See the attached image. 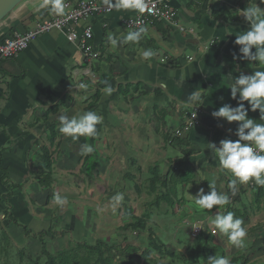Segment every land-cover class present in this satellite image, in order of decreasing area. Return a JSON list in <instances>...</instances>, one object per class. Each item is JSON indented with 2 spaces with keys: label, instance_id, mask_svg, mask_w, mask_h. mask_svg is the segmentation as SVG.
<instances>
[{
  "label": "crops",
  "instance_id": "crops-1",
  "mask_svg": "<svg viewBox=\"0 0 264 264\" xmlns=\"http://www.w3.org/2000/svg\"><path fill=\"white\" fill-rule=\"evenodd\" d=\"M72 1L78 4L81 0ZM94 1L106 5L104 0ZM255 3L264 10L261 0H172L179 23L186 29H193L197 33L195 37L187 31L158 23L159 26L155 24L149 28L148 35L138 43L122 44L117 48L111 47L108 36L110 33L117 37L126 35L128 30L122 25V18L133 16L135 12L113 9L107 14L89 16L78 22L76 29L78 33L86 26L93 29L92 42L99 53L93 66L97 74L93 88L78 89L79 81H89L90 77L81 74L85 66L82 52L64 31L54 29L41 34L17 55L0 58V165L9 179L7 184H3V171L0 170V220L5 219L4 199L9 186H12L13 197L7 199L12 214L34 231L48 229L52 212L47 221L39 216L48 204L49 194L42 191L38 180V174L46 171L45 162L33 143L41 142L42 136L51 139L48 131L51 123L56 125V139H62V144L68 141L69 138L58 131V117L60 114L75 115L77 108L72 107L77 100L86 101L83 104L85 111H94L102 117L99 126L113 122L109 133L117 126H137L141 123L138 122L140 115L145 114L151 119L153 112L157 116L160 112V125L174 126L179 132L177 136L187 140L185 144L188 147L199 150L195 154L218 160L206 147L207 143L215 142L219 146L221 139H237L234 133L238 122L229 123L212 116V112L223 104L237 106V100L230 96L229 75L238 77L241 73L264 70V65L257 61L240 59V46L235 43L236 36L249 28L242 11ZM37 4L38 0H22L2 20L0 42L11 32H27L40 19L51 14L47 9H39ZM145 49H152L156 55L143 60L141 53ZM189 56L192 57L191 62ZM99 80L100 84H97ZM106 84L114 89L110 95L105 94ZM126 84H138L139 87L134 90L131 86L127 92L118 90L119 85ZM97 87L101 96L95 101L92 96ZM82 90L85 93L80 94ZM191 91L202 93L203 104L195 109L183 106ZM93 101L94 106L88 108V103ZM54 105L59 106L57 112L49 113L46 118L47 109ZM245 105L248 107L247 102ZM194 110H197L199 123L186 128L187 118ZM126 114H129L128 118ZM248 116L256 119L257 123H264L259 120V110H249ZM104 134L106 136L107 132ZM161 150L165 154V149ZM61 156L55 154L56 159H61ZM56 164L55 160L53 167ZM54 178L61 182L60 178ZM63 179V185H72L67 177ZM82 185L81 190L84 189ZM239 190H245L244 200H251V188L238 184L237 192ZM32 201L38 206L33 207ZM260 211L254 207L248 211V216L240 219L249 218L247 223L251 224L252 218L258 217ZM64 226L77 234L80 232L79 217L74 213ZM255 230H259L257 237L261 245L262 241L264 243V221L259 222ZM226 239L220 234L218 243L222 244ZM261 249L256 258L262 257V260H255L256 264H264V245Z\"/></svg>",
  "mask_w": 264,
  "mask_h": 264
},
{
  "label": "rangeland",
  "instance_id": "rangeland-1",
  "mask_svg": "<svg viewBox=\"0 0 264 264\" xmlns=\"http://www.w3.org/2000/svg\"><path fill=\"white\" fill-rule=\"evenodd\" d=\"M96 76L97 74L88 78L91 84L89 81H79L77 84L78 89L80 90L79 85L81 83L93 88ZM81 93H85V90L80 91ZM85 102L77 100L72 108H77L76 113L85 111L86 109L83 106ZM127 112H129V107H127ZM128 116L129 114H126L125 117L128 118ZM140 116L142 117H138V122L141 123L134 127L117 126L114 127L115 131L109 133V130L113 129L111 126L113 122H111L104 126L98 125L97 135L93 138L81 137L75 141L69 138L63 144L61 141L58 151L54 154H60V156L62 154V156L61 159L59 157L56 159L57 164L53 167V176L60 178L61 182H56V186L52 185L51 188L45 189L47 194L52 195L39 216L47 221V217L52 212L51 216L60 217L59 228L63 229L66 220L75 213L79 217L81 235L78 234L80 232L74 234L72 231L63 238L60 237L54 240L46 238L49 250L61 248L70 238L77 241L85 240L89 244H95L97 239H102L107 244L121 243L124 246L123 238L127 236L128 240L138 243L141 238L145 237L146 232L136 233L130 232L128 229H121V226L128 221L126 212L131 208L132 213L136 216H141L145 211L151 212L148 218L147 232L153 234L156 245L160 246L162 251L169 250L185 255L188 249L196 244L192 237L191 226H188V224L203 218V220H208V225L212 228L211 218L213 215H216L218 211L225 212L227 206H223V209H216L212 213L204 212L194 203L193 197L196 196L199 189L203 188L205 194H207L210 191L209 182L215 181L217 190L230 197L231 208L241 205L238 192L233 195L228 187L229 174L219 168L218 160L210 159L201 154H195L189 159L190 167L193 170L191 181L187 184H176L174 207H170L164 200L155 205L154 194H149L147 187L151 177L149 167L158 166L161 179H168L176 174L178 161L182 154L174 145L166 142L164 135L168 134L171 138L177 136L179 132H176V128L172 125L168 127L163 124L160 125V112L158 116L156 112H153L151 119L147 118L145 114ZM153 121L156 123L153 124ZM105 132H107L106 136ZM108 134L111 135L108 137ZM60 135L59 133L58 136ZM40 141V144L50 145L45 136H42ZM83 144H91L94 147V152L91 154L95 156L96 169L91 172V176H87L84 172L86 165L84 155H81ZM161 149H165V154ZM184 167L187 168V166ZM63 177H67L68 182L72 185L68 186V183L63 185V182H65ZM82 184H84L83 190L79 189ZM57 192L67 199V203L63 207H59L53 202L54 194ZM117 193H122L124 198L113 209L111 197ZM37 206L33 202V207ZM100 207L105 210L103 212L98 211ZM258 215V217L252 218L251 224L247 223L249 218L241 219L247 233L243 247L231 245L228 238L224 243H218L219 233L210 237L211 244L219 245L218 254L221 255L224 252L223 255L227 258H230L234 253L241 254L238 264H256L255 260L256 262L262 260V257L260 259L256 257L260 254L259 251L262 250L261 246L263 247L264 243L262 241V244L259 245L257 237L259 230L255 229L259 222L261 224L264 221V207L261 208ZM191 217H194V219H191ZM1 222L6 226V230L16 245L27 243L20 228L9 223L8 219ZM31 230L35 233L39 232L34 231V229ZM32 243L34 241H31L30 247ZM11 252L14 254L15 250L12 249ZM32 253L34 257L39 256V251ZM151 258L156 262H168L170 260L167 253H162L158 249H152ZM13 259L17 263V259ZM244 259L247 260L246 263H243ZM44 262L45 258L42 257L40 263L44 264ZM112 264H127V259L116 256Z\"/></svg>",
  "mask_w": 264,
  "mask_h": 264
},
{
  "label": "clouds",
  "instance_id": "clouds-1",
  "mask_svg": "<svg viewBox=\"0 0 264 264\" xmlns=\"http://www.w3.org/2000/svg\"><path fill=\"white\" fill-rule=\"evenodd\" d=\"M104 3L117 11H135L143 13L147 9L146 0H104ZM264 3V0H261ZM39 9H47L51 14L57 16L66 15L65 0H38ZM151 11L150 9H148ZM246 21L249 22V28L241 35L236 36L235 43L240 46L239 52L242 54L239 58L247 61H257L264 65V10H261L257 4H250L242 11ZM149 33L145 26H139L135 30L128 31L126 35L115 36L109 34L108 41L112 48H117L122 44L138 43ZM255 49V51H253ZM156 53L152 49H145L141 53L143 60H149ZM191 62L192 57H188ZM228 82L230 87V96L237 100V106L223 104L217 110L212 112L215 118H223L227 122H238L235 129L236 140L230 138L221 139L219 146L215 142L207 143V148L211 150L214 158L218 159L219 168L225 170L230 176L228 187L232 194L237 192L238 184H246L249 181L264 186V123H257L256 119L249 118V110L255 112L259 110V120L264 121V70H255L252 74L241 73L238 77H232ZM88 86L84 83L79 85L80 89H86ZM106 95H110L114 89L107 85L104 89ZM202 93L191 91L186 98L184 107H193L202 105ZM247 102L248 107H246ZM192 114V117L196 116ZM190 119V118H189ZM193 123V120L190 119ZM58 131L66 138L79 140L81 137L93 138L97 135V125L102 123V117L94 111H81L73 116L60 114L58 117ZM231 131V129L229 130ZM94 152L91 144L81 146V155H89ZM210 191L205 194L204 189H199L194 198V203L200 209L212 210L228 205L230 197L219 192L215 186V181L209 182ZM123 194L117 193L111 197V205L116 208L123 201ZM54 204L63 207L67 203L66 197L60 193L54 194ZM105 209L100 207L98 211ZM198 220L194 224H188L192 228H203L202 221ZM212 234H222L228 238L230 243L236 247H243L247 235L243 221L236 217L233 212H220L211 218ZM208 264H230L229 258L216 255L207 259Z\"/></svg>",
  "mask_w": 264,
  "mask_h": 264
},
{
  "label": "trees",
  "instance_id": "trees-1",
  "mask_svg": "<svg viewBox=\"0 0 264 264\" xmlns=\"http://www.w3.org/2000/svg\"><path fill=\"white\" fill-rule=\"evenodd\" d=\"M160 24V23H159ZM159 24L157 26H159ZM12 35V32L11 34ZM8 36V35H7ZM97 84H100V80ZM133 89H138V84L131 85L126 84V86L119 85V91L127 92L130 87ZM101 96L100 88L97 87L96 92L93 94V100H99ZM94 106V101L88 103V108ZM58 105L50 107L46 111V118L49 113H55L58 110ZM46 119L43 120L45 122ZM48 131L50 134L49 143L50 145L40 144L39 141H34L33 146L37 147L36 151L41 154L42 159L45 162V172L38 174L39 185L42 188V191H45L46 188H51L55 184L56 180L53 176V165L55 163L56 157L55 152L58 151L59 146L61 145V140L56 139V125L51 123L48 126ZM164 138L167 143H170L174 146H177L182 156L178 161V169L174 176H170L168 179H161L158 166L149 167L151 171V177L149 178L148 192L149 194H154L155 200L154 204H159L160 201L164 200L170 207L175 205V195H176V184H187L191 181L193 177V170L190 167L189 159L191 156L195 155L199 150H196L195 147H188L187 140L179 137L173 136L170 138L168 134L164 135ZM188 143V142H187ZM52 147V148H51ZM84 163L86 165L85 173L87 176H91V172L96 169L95 167V156L92 154L84 156ZM184 163V165H183ZM184 166H187L185 168ZM0 170L3 171L2 182L7 184L8 175L7 172L1 167ZM252 189L251 200H244L243 195L245 190H239V202L240 206L231 208L230 203L225 207V212H233L236 217H245L248 216V211L250 209L257 208L261 210L264 207V186H260L254 183ZM14 194V189L12 186H9L7 194L5 196V209H4V218L9 220V223L15 224L18 228L21 229L24 240L27 241L26 244L16 245L13 241V238L6 230V226L0 221V264H41L40 259L45 258L44 264H112L113 259L116 256H122V258L127 259V264H157L158 262L154 261L151 258L152 249H158L162 253H167L170 260L169 264H208L207 259L210 256L216 255L224 256V252L219 255L218 249L219 245L211 244L209 241L212 236H205L203 233L196 238V244L194 247L189 248L187 254H182L178 252H172L169 250L162 251L160 246L156 245L155 239L152 233L148 231V218L151 215L150 211H145L141 216H136L132 213L131 208L126 212V218L128 221L121 226L122 230H129L130 232H146L145 237L141 238L138 243L130 241L127 239V236H124L123 241L125 245L122 246L121 243L107 244L102 239H97L95 244H89L85 240H74L68 239L65 244L59 249L49 250L47 246V239H57L60 237H65L72 231L59 228L61 219L59 216H51V222L48 229L41 230L37 233L33 232L28 228L27 224H24L14 216L10 210V203L7 199L12 198ZM52 194L47 196V203ZM235 199V198H234ZM231 200V199H230ZM223 209V207H221ZM214 206L212 210H205L204 212H210L216 210ZM191 219H194V217ZM203 220V218L201 219ZM49 235V236H48ZM31 241L34 243L29 246ZM36 241V243H35ZM32 252L39 251V256L34 257ZM14 249L15 253L12 254L11 250ZM241 254L234 253L230 258V264H238L239 257ZM41 256V257H40ZM17 259V263L13 261ZM13 259V260H12ZM247 260L244 259L243 263H246ZM241 264V263H239Z\"/></svg>",
  "mask_w": 264,
  "mask_h": 264
},
{
  "label": "built area",
  "instance_id": "built-area-1",
  "mask_svg": "<svg viewBox=\"0 0 264 264\" xmlns=\"http://www.w3.org/2000/svg\"><path fill=\"white\" fill-rule=\"evenodd\" d=\"M66 15L57 16L50 14L48 17L40 19L36 25L24 33L14 31L12 35H8L0 42V58L13 57L22 50L26 49L39 35L51 30L64 31L70 41L76 42L82 52L83 62L85 64L82 75L93 77L95 75L93 66L99 58V53L93 45V29L86 26L81 33H78L76 24L92 15H103L111 12L107 5H103L94 0H81L78 4H74L72 0H65ZM147 9L143 13H137L133 16L123 17L122 25L128 31L135 30L139 26L146 28L154 27L155 24L161 23L171 29L191 34L193 37L197 33L193 29H186L179 23L177 11L172 4V0H146ZM150 9L151 11H149ZM196 116L192 117L190 113L185 123L186 128L193 127L199 123L197 110L192 113ZM193 120V123L190 119ZM248 188L254 186L253 181L246 183ZM201 220V219H200ZM198 220L192 222L194 224ZM203 228H192L191 233L194 240L202 235L213 236L212 228L202 221ZM231 244V243H230ZM232 245V244H231Z\"/></svg>",
  "mask_w": 264,
  "mask_h": 264
},
{
  "label": "water",
  "instance_id": "water-1",
  "mask_svg": "<svg viewBox=\"0 0 264 264\" xmlns=\"http://www.w3.org/2000/svg\"><path fill=\"white\" fill-rule=\"evenodd\" d=\"M22 0H0V21H2ZM157 264H169L160 261Z\"/></svg>",
  "mask_w": 264,
  "mask_h": 264
}]
</instances>
